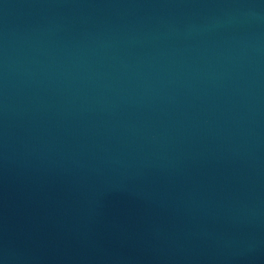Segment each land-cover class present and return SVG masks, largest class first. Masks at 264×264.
<instances>
[{"label": "water", "instance_id": "95a60500", "mask_svg": "<svg viewBox=\"0 0 264 264\" xmlns=\"http://www.w3.org/2000/svg\"><path fill=\"white\" fill-rule=\"evenodd\" d=\"M0 264H264V0H0Z\"/></svg>", "mask_w": 264, "mask_h": 264}]
</instances>
